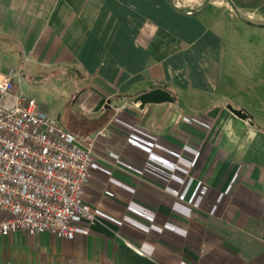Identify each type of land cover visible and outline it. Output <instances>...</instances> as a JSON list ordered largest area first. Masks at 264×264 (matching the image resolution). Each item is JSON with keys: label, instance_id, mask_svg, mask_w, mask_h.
<instances>
[{"label": "crops", "instance_id": "crops-1", "mask_svg": "<svg viewBox=\"0 0 264 264\" xmlns=\"http://www.w3.org/2000/svg\"><path fill=\"white\" fill-rule=\"evenodd\" d=\"M0 64L72 87L95 158L94 220L0 236V264H264V0H0Z\"/></svg>", "mask_w": 264, "mask_h": 264}, {"label": "built area", "instance_id": "built-area-1", "mask_svg": "<svg viewBox=\"0 0 264 264\" xmlns=\"http://www.w3.org/2000/svg\"><path fill=\"white\" fill-rule=\"evenodd\" d=\"M92 145L17 91L0 64V236L47 231L72 237L77 221L91 223L95 215L82 193L95 164Z\"/></svg>", "mask_w": 264, "mask_h": 264}, {"label": "rangeland", "instance_id": "rangeland-1", "mask_svg": "<svg viewBox=\"0 0 264 264\" xmlns=\"http://www.w3.org/2000/svg\"><path fill=\"white\" fill-rule=\"evenodd\" d=\"M5 46L15 50V45L11 41H5ZM8 68H12L7 64ZM78 73V72H77ZM75 74V72H74ZM75 79L83 78L81 74H75ZM29 87L26 94L33 97L38 102L41 111H44L50 116L56 117L58 113L61 114L62 120L68 118L72 109V99L74 92L72 87H65L60 82L49 80L48 77L40 73H36L28 79Z\"/></svg>", "mask_w": 264, "mask_h": 264}, {"label": "water", "instance_id": "water-1", "mask_svg": "<svg viewBox=\"0 0 264 264\" xmlns=\"http://www.w3.org/2000/svg\"><path fill=\"white\" fill-rule=\"evenodd\" d=\"M135 103H138L139 106H143L146 103H161V102H171L173 101L170 93L161 87L150 89L144 93H141L134 99ZM228 108L238 117L244 119L247 117L246 113L242 112L240 109H232L230 105Z\"/></svg>", "mask_w": 264, "mask_h": 264}]
</instances>
